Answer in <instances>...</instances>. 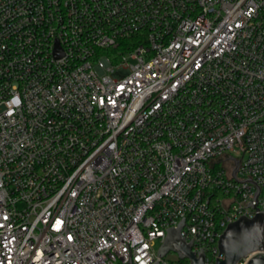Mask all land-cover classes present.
Wrapping results in <instances>:
<instances>
[{"label":"built area","instance_id":"1","mask_svg":"<svg viewBox=\"0 0 264 264\" xmlns=\"http://www.w3.org/2000/svg\"><path fill=\"white\" fill-rule=\"evenodd\" d=\"M258 213L264 0H0V264H183L184 216L216 264Z\"/></svg>","mask_w":264,"mask_h":264},{"label":"water","instance_id":"2","mask_svg":"<svg viewBox=\"0 0 264 264\" xmlns=\"http://www.w3.org/2000/svg\"><path fill=\"white\" fill-rule=\"evenodd\" d=\"M184 216L174 226L167 228V236L158 250V256L164 257L169 251L177 253L180 259L188 260L189 264H206L205 253L200 250L198 253L192 249V240L187 242L185 237L180 235V229L184 225ZM130 249V244L126 243ZM219 254L223 259L217 260L216 264H236L241 258L250 255L246 264H264V255L258 253L264 249V214L258 213L253 218L242 216L230 223L223 231L218 241ZM131 263V249L129 261ZM154 264H160L157 260Z\"/></svg>","mask_w":264,"mask_h":264},{"label":"rangeland","instance_id":"3","mask_svg":"<svg viewBox=\"0 0 264 264\" xmlns=\"http://www.w3.org/2000/svg\"><path fill=\"white\" fill-rule=\"evenodd\" d=\"M161 247V244L158 243L156 248L157 250H159V248ZM179 258V256L177 255V253L173 252V251H169L166 255H165V259L168 260L169 262H174L175 260H177Z\"/></svg>","mask_w":264,"mask_h":264},{"label":"trees","instance_id":"4","mask_svg":"<svg viewBox=\"0 0 264 264\" xmlns=\"http://www.w3.org/2000/svg\"><path fill=\"white\" fill-rule=\"evenodd\" d=\"M183 264H188V260H182Z\"/></svg>","mask_w":264,"mask_h":264}]
</instances>
